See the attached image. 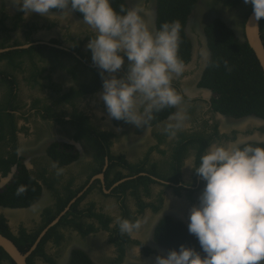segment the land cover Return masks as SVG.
<instances>
[{
    "label": "flooded vegetation",
    "instance_id": "af4514ba",
    "mask_svg": "<svg viewBox=\"0 0 264 264\" xmlns=\"http://www.w3.org/2000/svg\"><path fill=\"white\" fill-rule=\"evenodd\" d=\"M121 2L135 0L116 5ZM144 2L153 28L172 19L183 26L179 54L186 68L173 84L184 93L190 118L174 138L158 127L174 109L158 113L151 128L109 116L80 13L66 21L36 12L25 18L11 0H0V234L26 264H152L181 243L199 249L187 223L204 181L185 161L198 160L210 142L264 143V115L229 108L234 92L213 59L225 49L250 47L251 4ZM202 48L209 50L208 63ZM50 161L64 174L56 176ZM20 185L26 191L17 195ZM109 202L115 207H106ZM33 204L41 206L38 212ZM117 214L144 223L121 234L113 223ZM0 264H17L1 246Z\"/></svg>",
    "mask_w": 264,
    "mask_h": 264
},
{
    "label": "clouds",
    "instance_id": "9594fccd",
    "mask_svg": "<svg viewBox=\"0 0 264 264\" xmlns=\"http://www.w3.org/2000/svg\"><path fill=\"white\" fill-rule=\"evenodd\" d=\"M11 3L25 18L36 12L52 21H66L71 12L80 13L83 24L90 30L86 47L99 70L100 96L111 118L137 129L151 128L158 113L174 109L159 122L162 133L174 138L189 126L185 95L173 84L186 68L179 54L183 27L179 19L162 21L153 28L144 0H135L131 5L123 2L116 5V0H11ZM243 3L251 4L253 19L264 18V0H243ZM201 56L209 62L207 48L201 49ZM224 65L231 71L227 61ZM184 165L193 168L204 181L198 203L188 210L187 223L199 249L181 243L166 255L157 254L152 264L264 262V143L210 142L198 160L189 157ZM50 167L58 177L65 172L57 161H50ZM25 191L26 186L20 185L16 194ZM31 207L38 212L41 206ZM106 207H115V203L109 202ZM113 223L121 234L131 235L144 221L117 214ZM149 238L154 237L148 236L142 244Z\"/></svg>",
    "mask_w": 264,
    "mask_h": 264
},
{
    "label": "trees",
    "instance_id": "16d2710c",
    "mask_svg": "<svg viewBox=\"0 0 264 264\" xmlns=\"http://www.w3.org/2000/svg\"><path fill=\"white\" fill-rule=\"evenodd\" d=\"M248 10L250 12L252 6ZM261 22L264 23L263 18ZM238 46L246 51H239L233 47L219 52V58H216V54L213 55V59L222 63L224 74L227 76L224 79L231 85L234 92L229 100V108L244 113L253 112L264 115V73L251 48L248 45ZM224 61L228 62L231 71L227 70ZM78 263L79 261L72 264Z\"/></svg>",
    "mask_w": 264,
    "mask_h": 264
},
{
    "label": "water",
    "instance_id": "95a60500",
    "mask_svg": "<svg viewBox=\"0 0 264 264\" xmlns=\"http://www.w3.org/2000/svg\"><path fill=\"white\" fill-rule=\"evenodd\" d=\"M259 21L253 19V10L248 14L245 23V37L254 51L259 64L264 73V44L260 35ZM258 25V28L249 27L250 25ZM249 25V26H248ZM0 246L16 261L17 264H26L25 256L19 252L17 247L6 236L0 234Z\"/></svg>",
    "mask_w": 264,
    "mask_h": 264
}]
</instances>
